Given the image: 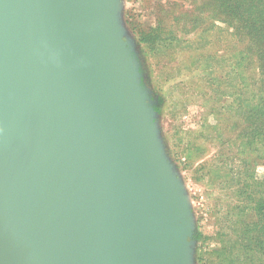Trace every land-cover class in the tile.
<instances>
[{"label": "water", "instance_id": "water-1", "mask_svg": "<svg viewBox=\"0 0 264 264\" xmlns=\"http://www.w3.org/2000/svg\"><path fill=\"white\" fill-rule=\"evenodd\" d=\"M120 9L0 0V264H192Z\"/></svg>", "mask_w": 264, "mask_h": 264}, {"label": "rangeland", "instance_id": "rangeland-1", "mask_svg": "<svg viewBox=\"0 0 264 264\" xmlns=\"http://www.w3.org/2000/svg\"><path fill=\"white\" fill-rule=\"evenodd\" d=\"M158 1L164 6L172 4L169 27L173 28L174 36L188 40L200 35L196 45L200 49L175 40L171 57H147L133 25L137 21L155 25L156 14L145 8L147 0H120V19L132 38L143 85L154 101L155 121L166 158L188 198L193 224L192 264H233L231 254L223 253L222 245L241 243L244 233L237 229L244 222L240 220L254 219L251 204L264 205V156L254 143L245 141L242 124L234 125L240 104L229 111L222 107L231 104L232 98L225 96L228 88L223 95L220 88L233 86L237 90L240 81L236 78L224 85L225 81L221 83L213 77L211 83H205L198 72L208 69L209 63L216 66L219 76L225 69L221 65L226 62L225 55L231 56L233 62L224 65L230 62L229 69L237 71V51L243 45L233 29L222 21H216L215 31L213 28L206 31L210 23L206 21L205 11H199L200 22L194 29V0ZM198 1L203 6L205 0ZM180 19L185 22L178 23ZM196 30L198 33H194ZM204 35L210 42H205ZM185 59L190 60L191 68L199 69H184ZM169 71L174 72L171 79H168ZM237 92L244 94L246 90L239 88ZM235 202L241 208H235Z\"/></svg>", "mask_w": 264, "mask_h": 264}, {"label": "trees", "instance_id": "trees-1", "mask_svg": "<svg viewBox=\"0 0 264 264\" xmlns=\"http://www.w3.org/2000/svg\"><path fill=\"white\" fill-rule=\"evenodd\" d=\"M147 1L145 8L156 14L155 25L147 26L138 21L139 24L137 22L133 23L139 43L147 57H171L169 53L175 47V40H178V42H188L190 48L200 49L196 46L199 43L200 35L188 40L174 36L173 28L169 27L172 15L171 10H174L171 3L168 6H164L158 0ZM193 3L195 5L193 11H191L194 13L192 16L194 29H196V26L200 22L199 11L200 13L205 11L206 21L210 23L206 31L208 29L211 30V28L214 29L217 25V20L222 21L233 29V33L243 45L237 51V71H233V68L229 69L233 58L225 55L224 59L226 62L230 61V64L224 65L226 62L221 64L225 69L219 73V76L216 74V66L212 67L209 63L207 64L208 69L205 67L204 70H200L198 76L205 83L208 81L211 83L213 77L218 78L221 83L225 81L224 85L232 83L236 78L240 81L236 85L237 90H234L233 86L220 88L221 95L228 88L229 92L227 90L225 96L232 98L231 104L229 103L222 107L226 111H229L235 108L237 103L240 104L241 109L237 113L238 116L234 125L238 126L242 124L241 135L245 136V141L254 143L255 147L260 150V155L264 156V0H205L203 6L199 5L198 0H194ZM181 10L183 11V9ZM180 22L184 23L185 21L180 19L178 23ZM196 32L197 30L194 31V33ZM204 36L205 42H210L208 36ZM187 47L188 45L184 46V48ZM192 61L191 63H193ZM186 62H188L187 65ZM189 62V59L184 60V69L191 68ZM155 63L158 64V61L155 60ZM198 69L199 67L195 66L189 71ZM178 70L181 71L180 68ZM173 73L172 71L167 72L168 79H171ZM254 84H256L255 87ZM239 88L245 89L246 92L244 94L237 92ZM162 103L160 100L159 110H161ZM251 113H253L252 117ZM258 198H260L258 201L261 200V196ZM234 205L237 209L241 208V205L236 202ZM249 208L255 212L254 219L251 221L245 218L240 220L244 224L241 228L237 229L244 233L243 241L241 243L236 241L235 246H230L231 248L222 245L223 253L231 254L233 264H264V205L261 202L256 206L251 204Z\"/></svg>", "mask_w": 264, "mask_h": 264}]
</instances>
